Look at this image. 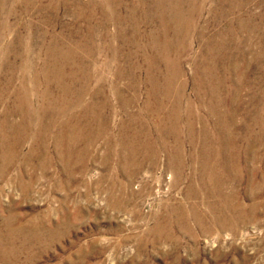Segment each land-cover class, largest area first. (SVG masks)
Listing matches in <instances>:
<instances>
[{
	"label": "rangeland",
	"instance_id": "rangeland-1",
	"mask_svg": "<svg viewBox=\"0 0 264 264\" xmlns=\"http://www.w3.org/2000/svg\"><path fill=\"white\" fill-rule=\"evenodd\" d=\"M157 3L0 0V264H264V0Z\"/></svg>",
	"mask_w": 264,
	"mask_h": 264
},
{
	"label": "bare ground",
	"instance_id": "bare-ground-1",
	"mask_svg": "<svg viewBox=\"0 0 264 264\" xmlns=\"http://www.w3.org/2000/svg\"><path fill=\"white\" fill-rule=\"evenodd\" d=\"M186 1L187 0H158V3L156 5L157 8H156V11H155L156 14H157V19H158L157 22H158V24H159V26L161 28V31H160L161 32V36L164 38V41L167 42V43H168V40H169L168 36H169V34L171 32H173L174 34L179 32V36H180L179 40L181 39V37H184V36L188 35L189 32H187V30L185 28L188 27V29H189V27L192 26V21H191L192 15H194L197 11L200 12V8H198L196 4H192L191 3L194 6H192V5L189 6L188 5L190 1L187 4L189 6V9L186 10V11L183 10V6L185 5ZM158 5L161 6V7H159ZM174 34H172V36L175 37L178 33L175 34V35ZM175 46L176 45H174L173 47L175 48ZM153 48H157V47L153 46ZM171 49H173V48H171ZM147 50H150V48H148V49L146 48V51ZM152 51H153V55L157 52V50H152ZM146 62H147V64L149 63L148 60H146ZM39 74L41 76V77L40 76L39 77L42 79L43 83H44V81L46 79V85H48L50 87H61V80L60 79L62 78V74L60 73V71L57 70V71H55V73L53 72L50 75V74L47 73V71L45 72V70L43 68V69H41L39 71ZM161 83H164V84H166L168 86L170 84L169 77H165L164 76L163 79L160 82L156 83L158 89L160 88V84ZM149 90H150V93H153V91H154L153 88H151V87H150ZM41 100H43V94L41 95ZM216 103H218L217 106H216ZM219 105L220 104H219L218 100H216L215 102L212 101V102H210V104H208V106H211L210 107L211 112H213L214 114H216L215 113L216 110H215L214 106H216L219 109ZM189 110H191L190 109V105L187 106V110L186 111H189ZM221 115L216 116V117L219 118ZM188 118H190V117L186 116V119H188ZM164 123L162 122L163 125H164ZM158 136H161V138L165 137L161 130H159V135ZM131 138L133 139V141L136 140V136L135 135H132ZM202 138H203V140L205 142V145L203 146V147H205V150L204 149H200V150L201 151L204 150L203 153H204V155H206V157H208L209 163H210L209 156L210 157L216 156V157L220 158L219 157L220 153L218 152V148L219 147L215 146L216 144L213 143V140H214L213 137L210 138L209 135H204ZM217 163H219V162H217ZM221 164H222L221 167L224 169V171L227 170L228 166L225 163H221ZM207 168H208V166H207ZM227 171H226V173H227ZM209 173H211V172H209ZM210 176H211L210 174H207V176H206V180H209L208 182H210V180H211Z\"/></svg>",
	"mask_w": 264,
	"mask_h": 264
}]
</instances>
